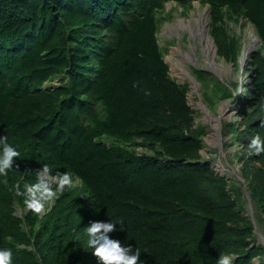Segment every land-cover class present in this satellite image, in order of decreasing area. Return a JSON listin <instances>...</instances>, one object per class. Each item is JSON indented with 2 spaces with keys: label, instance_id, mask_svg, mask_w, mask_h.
Masks as SVG:
<instances>
[{
  "label": "trees",
  "instance_id": "obj_1",
  "mask_svg": "<svg viewBox=\"0 0 264 264\" xmlns=\"http://www.w3.org/2000/svg\"><path fill=\"white\" fill-rule=\"evenodd\" d=\"M169 1L209 4L212 36L234 62L241 45L227 21L255 26L261 45L248 57L242 101L256 113L230 131L246 150L264 134V0H0V135L21 151L0 176V247L13 248L14 264H102L86 227L111 218L124 224L110 235L138 247L145 264H216L224 252L234 264H264L253 218L264 225V171L250 167H264V154L243 165L250 198L241 180L201 160L206 131L191 129L188 86L171 77L158 39ZM45 163L82 183L42 218L19 216L13 189Z\"/></svg>",
  "mask_w": 264,
  "mask_h": 264
},
{
  "label": "rangeland",
  "instance_id": "obj_2",
  "mask_svg": "<svg viewBox=\"0 0 264 264\" xmlns=\"http://www.w3.org/2000/svg\"><path fill=\"white\" fill-rule=\"evenodd\" d=\"M207 10L210 11V24L204 30L207 29L208 34L210 30L211 37L214 39L211 33V6L209 4H202L199 1H194L187 5H182L176 1L167 2L164 8L158 11L160 21L158 39L164 52L165 60L169 64L171 77L178 84L188 86V101L195 112V121L191 129L196 131L205 129L206 131L203 135L204 148L200 151L201 160L204 163H212L217 173L242 181V179L245 180L242 175L243 165L246 158L252 154L249 153V150L245 149L243 144L238 142L237 134L231 133L230 124L234 123V125H237L238 131H240L245 126L247 114L252 113V115H255L256 113L253 111L254 109L245 107L242 96L249 95L250 93L248 87L251 73L246 69L247 58L259 48L261 43L245 58L243 56L244 44H248L246 41L249 42L253 34L259 36L256 28L251 22L245 20L240 22L228 20L227 26L230 33L240 41L241 53L238 60L234 62L222 55L219 45L214 39L218 48L217 61L219 63L225 62L226 67L219 69V71H212L203 65L195 66L184 62L186 68L194 75L196 83L184 78L176 67L178 61H181L180 56L175 54L173 50L178 47L182 49L189 48L194 38L199 39L192 36V33L183 31L180 28H178L176 33H173V26L181 18L189 21L195 16L200 17L201 13ZM197 51L201 61H204L200 40L197 42ZM198 70L203 71L205 75L202 77L198 75ZM59 82V79H55L49 84L57 85ZM219 82H221L222 86L228 87L234 96L227 97L224 92H219ZM225 82H227V86ZM105 141L109 145L113 142L108 138H105ZM135 148L139 152L152 153L142 146ZM250 167L254 172H259L260 168L264 171V167L260 162L252 161ZM81 183L78 179L76 185H80ZM244 197L249 198L245 190ZM17 214L23 216V211L18 208ZM256 217H258V214L253 213V218L259 227L258 235H264V225L259 223ZM259 239L264 243L262 237L259 236Z\"/></svg>",
  "mask_w": 264,
  "mask_h": 264
},
{
  "label": "clouds",
  "instance_id": "obj_3",
  "mask_svg": "<svg viewBox=\"0 0 264 264\" xmlns=\"http://www.w3.org/2000/svg\"><path fill=\"white\" fill-rule=\"evenodd\" d=\"M261 39V38H260ZM256 51V50H255ZM248 59V58H247ZM226 86H227V82ZM139 85V81L133 86ZM145 95H151V89H142ZM264 126V119L260 120ZM250 154H264V134L256 133L248 144ZM21 156L18 144L9 142L8 135H0V176H7L9 171L18 165L17 158ZM27 170L25 174H29ZM79 177L74 178L70 171L54 172L50 164H43L36 171L34 182L17 183L13 189L15 196L20 198L18 207L23 212L34 213L41 218L51 210L56 200L68 190L73 189ZM117 224L123 229V219L95 220L86 227V243L92 252L102 261V264H145L140 259L141 251L138 247L133 251V245L124 243L110 235L117 231ZM235 253L224 252L219 255L216 264H234ZM0 264H14V251L12 247H0Z\"/></svg>",
  "mask_w": 264,
  "mask_h": 264
},
{
  "label": "bare ground",
  "instance_id": "obj_4",
  "mask_svg": "<svg viewBox=\"0 0 264 264\" xmlns=\"http://www.w3.org/2000/svg\"><path fill=\"white\" fill-rule=\"evenodd\" d=\"M209 24H210V11L207 10L206 12L201 13L200 17L195 16L193 19L189 21L181 18L177 21V24L173 26V33H176L178 31V28H180L183 31L192 33L191 34L192 36L197 37L201 41L202 55L204 56V61H201V58L198 56L197 42L199 40L195 38L192 44L189 46V48L182 49L178 47L173 50V52L175 54H178L181 59V61H178L177 64L175 63L180 74H182L184 78L190 79L192 80V82L195 83H196V79L194 75L189 69L186 68L184 62L188 64H193L195 66L203 65L205 66V68L210 69L212 71H217V70L219 71V69L226 67L225 62L219 63L217 61L218 48L216 46L214 39L211 37L210 30H209V34L207 29L204 30V28H206ZM246 43L248 44L246 45L244 44V49H243V56L245 58L254 49L258 47V45L261 43V39L259 36L253 34L251 40L249 42L246 41Z\"/></svg>",
  "mask_w": 264,
  "mask_h": 264
},
{
  "label": "water",
  "instance_id": "obj_5",
  "mask_svg": "<svg viewBox=\"0 0 264 264\" xmlns=\"http://www.w3.org/2000/svg\"><path fill=\"white\" fill-rule=\"evenodd\" d=\"M240 178H241V177H240ZM242 182L244 183V190H245V192L249 195V198H250V193H249V191H248V189H247V186H246V184H245V180L242 179ZM255 224L257 225L256 222H255ZM259 236L262 237V238H264V236H263L262 234H259Z\"/></svg>",
  "mask_w": 264,
  "mask_h": 264
}]
</instances>
